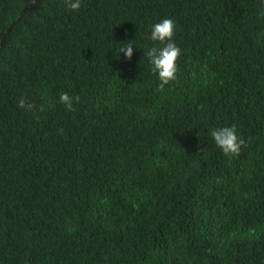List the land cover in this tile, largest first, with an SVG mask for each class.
Returning a JSON list of instances; mask_svg holds the SVG:
<instances>
[{
    "label": "trees",
    "instance_id": "trees-1",
    "mask_svg": "<svg viewBox=\"0 0 264 264\" xmlns=\"http://www.w3.org/2000/svg\"><path fill=\"white\" fill-rule=\"evenodd\" d=\"M29 1L0 0V264H264V0Z\"/></svg>",
    "mask_w": 264,
    "mask_h": 264
},
{
    "label": "clouds",
    "instance_id": "clouds-1",
    "mask_svg": "<svg viewBox=\"0 0 264 264\" xmlns=\"http://www.w3.org/2000/svg\"><path fill=\"white\" fill-rule=\"evenodd\" d=\"M66 7L78 11L81 7V0H66ZM175 23L172 19L165 18L159 22L150 25L147 39L154 45L147 47L144 51L151 73L159 81L160 89L175 81L178 73L177 61L181 55V49L175 43L173 37L175 33ZM117 55L123 54L124 57L131 59L134 54V45L141 48L135 40L128 43H120ZM75 97L68 93L62 92L59 96V103L63 104L66 109L71 110ZM32 103L28 97H23L19 101V107L32 108ZM214 144L225 156L238 155L244 141L240 138L235 125L215 127L209 129Z\"/></svg>",
    "mask_w": 264,
    "mask_h": 264
},
{
    "label": "water",
    "instance_id": "water-1",
    "mask_svg": "<svg viewBox=\"0 0 264 264\" xmlns=\"http://www.w3.org/2000/svg\"><path fill=\"white\" fill-rule=\"evenodd\" d=\"M37 0H30L27 5L25 6L24 10L28 7H30L33 3H35ZM5 41V37L0 42V47L2 46L3 42Z\"/></svg>",
    "mask_w": 264,
    "mask_h": 264
}]
</instances>
